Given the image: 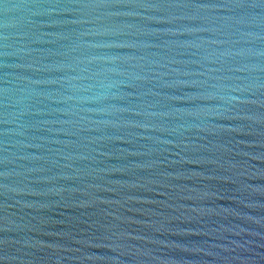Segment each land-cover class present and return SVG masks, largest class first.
<instances>
[{"label": "water", "instance_id": "1", "mask_svg": "<svg viewBox=\"0 0 264 264\" xmlns=\"http://www.w3.org/2000/svg\"><path fill=\"white\" fill-rule=\"evenodd\" d=\"M0 264H264V0H0Z\"/></svg>", "mask_w": 264, "mask_h": 264}]
</instances>
